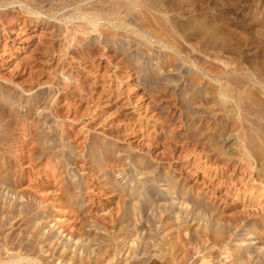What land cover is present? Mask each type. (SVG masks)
<instances>
[{"label":"rangeland","instance_id":"rangeland-1","mask_svg":"<svg viewBox=\"0 0 264 264\" xmlns=\"http://www.w3.org/2000/svg\"><path fill=\"white\" fill-rule=\"evenodd\" d=\"M66 261L264 264V0H0V264Z\"/></svg>","mask_w":264,"mask_h":264},{"label":"bare ground","instance_id":"bare-ground-1","mask_svg":"<svg viewBox=\"0 0 264 264\" xmlns=\"http://www.w3.org/2000/svg\"><path fill=\"white\" fill-rule=\"evenodd\" d=\"M69 261H70V260H69ZM111 263H112V262H111ZM62 264H72V263L66 261V262H64V263H62Z\"/></svg>","mask_w":264,"mask_h":264}]
</instances>
